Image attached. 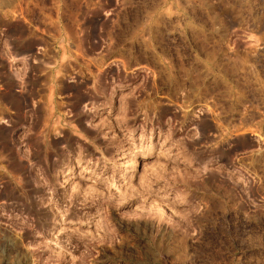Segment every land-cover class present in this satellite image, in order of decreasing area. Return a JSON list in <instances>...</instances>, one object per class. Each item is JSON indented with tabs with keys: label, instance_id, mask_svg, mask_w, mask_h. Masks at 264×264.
<instances>
[{
	"label": "rangeland",
	"instance_id": "obj_1",
	"mask_svg": "<svg viewBox=\"0 0 264 264\" xmlns=\"http://www.w3.org/2000/svg\"><path fill=\"white\" fill-rule=\"evenodd\" d=\"M0 264H264V0H0Z\"/></svg>",
	"mask_w": 264,
	"mask_h": 264
}]
</instances>
